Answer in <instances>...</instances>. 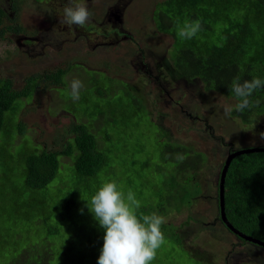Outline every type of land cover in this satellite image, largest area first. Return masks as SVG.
I'll list each match as a JSON object with an SVG mask.
<instances>
[{
  "label": "rangeland",
  "instance_id": "rangeland-1",
  "mask_svg": "<svg viewBox=\"0 0 264 264\" xmlns=\"http://www.w3.org/2000/svg\"><path fill=\"white\" fill-rule=\"evenodd\" d=\"M163 1L83 0L91 13L88 23L69 27L60 24L68 0H0V79H10L20 90L33 75L68 71L63 85L40 83L32 98L16 104L8 127L14 140L0 133V264H32L25 252L46 237L42 221L50 216L55 225L67 213L68 191L79 185L76 155L59 158L62 170L44 189H26L23 174L35 149L65 150L78 124L88 126L112 161L110 181L125 195L135 194L137 215L157 213L175 166L199 158L200 196L191 208L164 216L166 223L182 225L185 247L164 235L149 264H264V248L240 241L220 222L218 202L227 156L264 149V116L244 125L224 115L226 106L235 108V99L205 92L200 82L186 83L177 75L171 60L173 28L162 33L153 17ZM72 78L85 85L78 101L70 95ZM96 187L90 183L91 191ZM82 194L78 209L70 210L49 236L61 264H97L103 247V229L96 228L86 207L90 193L82 189ZM81 209L85 217L79 216ZM72 220L81 224L74 223L73 234L86 236L68 232L65 224Z\"/></svg>",
  "mask_w": 264,
  "mask_h": 264
},
{
  "label": "trees",
  "instance_id": "trees-1",
  "mask_svg": "<svg viewBox=\"0 0 264 264\" xmlns=\"http://www.w3.org/2000/svg\"><path fill=\"white\" fill-rule=\"evenodd\" d=\"M153 17L162 33L169 34L173 28L175 46L171 60L177 75L186 83L198 81L204 85L205 92L233 98L238 103L230 91L233 78L238 76L241 83L256 77L264 80V0H165L156 5ZM197 19L201 20L202 29L196 37L186 40L177 36L178 27H182L186 21ZM67 73V70L59 69L54 73L33 75L27 78L26 87L20 90L14 89L10 79H0V133L5 131L14 140L9 135L8 127L16 115V104L32 98L40 83L63 85ZM249 99L253 102L250 108L243 112H237L234 108L231 113L232 118L244 125H251L264 116V87L257 89ZM257 100L260 101L259 105L255 104ZM10 112L11 115L7 117ZM71 134L74 136L73 141L62 152L35 149L26 159V171L23 174L26 189H44L56 179L61 169L59 158L72 159L76 155L75 161L72 159L73 172L79 185L68 191L70 199L64 205L67 213L78 209V198L83 196L82 189L88 190L91 197L95 191H91L90 183H96L97 190L103 182L110 181L114 174L111 172L112 161L100 150L97 137L86 124L73 126ZM106 137L110 138L108 135ZM175 167L166 180V195L160 196L156 206L157 214L163 217L191 208L202 192L195 176L201 168L199 158L194 160V164L186 160ZM225 188V208L230 223L242 233L264 242V152L237 157L230 166ZM218 202L220 206L219 196ZM29 205L38 211L44 209L36 203ZM67 213L60 214L62 225ZM79 216L86 215L79 212ZM50 219L47 216L42 221L47 230L43 242L25 252L26 256L32 258V264H61L49 242L50 234L59 231L57 227L60 223L52 225ZM219 220L226 227L221 219L220 207ZM72 221L71 225L65 224V227L73 234L72 231L78 230L81 224ZM93 223L99 230L98 223ZM182 230V225H162V231L166 232L164 235L185 247ZM77 234L87 235L85 232ZM89 236L94 239L98 233ZM12 264L24 263L16 260Z\"/></svg>",
  "mask_w": 264,
  "mask_h": 264
},
{
  "label": "clouds",
  "instance_id": "clouds-1",
  "mask_svg": "<svg viewBox=\"0 0 264 264\" xmlns=\"http://www.w3.org/2000/svg\"><path fill=\"white\" fill-rule=\"evenodd\" d=\"M90 17L91 13L83 0H68L63 8L60 24L83 27ZM201 29V20L186 21L182 27H178L177 36L190 40L196 37ZM84 87L79 78L69 81L73 101L80 99ZM261 87H264V80L258 77L243 83L238 76L233 78L230 91L238 99L235 110L243 112L250 108L253 102L249 98ZM259 103V100L255 101L256 105ZM232 110V106H226L224 115L230 116ZM260 137L264 139V133H261ZM175 158L182 161L184 156L176 153ZM86 202V207L104 233L103 247L100 249L97 264H149L154 259L156 250L165 239L162 231L165 218L162 215L155 212L137 215L136 210L140 205L135 194L129 190L125 195L115 181L103 182ZM80 212L83 214V209Z\"/></svg>",
  "mask_w": 264,
  "mask_h": 264
},
{
  "label": "water",
  "instance_id": "water-1",
  "mask_svg": "<svg viewBox=\"0 0 264 264\" xmlns=\"http://www.w3.org/2000/svg\"><path fill=\"white\" fill-rule=\"evenodd\" d=\"M264 152V149H250V150H243V151H237V152H233L230 153L225 162H224V166L222 168L221 174H220V180H219V201H220V215H221V219L222 222L226 225L227 229L233 233L234 235L238 236L239 238H241L242 240L258 245L262 248H264V242L256 239L252 236H248L244 233H242L241 231H239L237 228H235L230 221L227 218L226 215V200H225V194H226V188H225V184H226V178L230 169V166L232 164V162L240 156L243 155H248V154H252V153H262Z\"/></svg>",
  "mask_w": 264,
  "mask_h": 264
},
{
  "label": "flooded vegetation",
  "instance_id": "flooded-vegetation-1",
  "mask_svg": "<svg viewBox=\"0 0 264 264\" xmlns=\"http://www.w3.org/2000/svg\"><path fill=\"white\" fill-rule=\"evenodd\" d=\"M166 223V222H165ZM167 224H170L169 222H167ZM178 226H181V225H178Z\"/></svg>",
  "mask_w": 264,
  "mask_h": 264
}]
</instances>
